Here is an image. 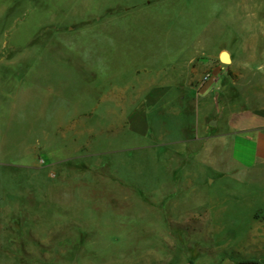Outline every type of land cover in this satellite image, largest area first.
<instances>
[{
    "label": "rangeland",
    "instance_id": "rangeland-1",
    "mask_svg": "<svg viewBox=\"0 0 264 264\" xmlns=\"http://www.w3.org/2000/svg\"><path fill=\"white\" fill-rule=\"evenodd\" d=\"M223 53L264 68V0H0V264L264 262L238 176L137 128Z\"/></svg>",
    "mask_w": 264,
    "mask_h": 264
},
{
    "label": "crops",
    "instance_id": "crops-1",
    "mask_svg": "<svg viewBox=\"0 0 264 264\" xmlns=\"http://www.w3.org/2000/svg\"><path fill=\"white\" fill-rule=\"evenodd\" d=\"M229 59L225 64L219 57L204 74L202 69L192 70L174 97L167 96L171 88L163 84L153 88L158 95L143 106L153 110L145 113L137 128L151 125L146 126V133H138L143 137L150 133L161 149L202 163L208 171L203 181L206 188L209 173L216 178L226 173L238 176L236 182L221 188H231L233 196L238 194L236 189L241 190L240 196L247 191L254 206L251 242L264 245V68L241 69L233 56ZM207 73L210 78L204 81ZM189 187L196 189L197 184L189 183Z\"/></svg>",
    "mask_w": 264,
    "mask_h": 264
},
{
    "label": "water",
    "instance_id": "water-1",
    "mask_svg": "<svg viewBox=\"0 0 264 264\" xmlns=\"http://www.w3.org/2000/svg\"><path fill=\"white\" fill-rule=\"evenodd\" d=\"M227 57H228V60H229V55H228L227 53H223V54L220 56V60H221L223 63H229V61L226 62Z\"/></svg>",
    "mask_w": 264,
    "mask_h": 264
},
{
    "label": "trees",
    "instance_id": "trees-1",
    "mask_svg": "<svg viewBox=\"0 0 264 264\" xmlns=\"http://www.w3.org/2000/svg\"><path fill=\"white\" fill-rule=\"evenodd\" d=\"M244 263L245 264H264V262H260V261H256V260L246 261Z\"/></svg>",
    "mask_w": 264,
    "mask_h": 264
},
{
    "label": "built area",
    "instance_id": "built-area-1",
    "mask_svg": "<svg viewBox=\"0 0 264 264\" xmlns=\"http://www.w3.org/2000/svg\"><path fill=\"white\" fill-rule=\"evenodd\" d=\"M209 78H210V74L207 73V74L204 76V81H207Z\"/></svg>",
    "mask_w": 264,
    "mask_h": 264
},
{
    "label": "bare ground",
    "instance_id": "bare-ground-1",
    "mask_svg": "<svg viewBox=\"0 0 264 264\" xmlns=\"http://www.w3.org/2000/svg\"><path fill=\"white\" fill-rule=\"evenodd\" d=\"M228 61L230 62V59L228 60V57H227V60H226V62H228Z\"/></svg>",
    "mask_w": 264,
    "mask_h": 264
}]
</instances>
